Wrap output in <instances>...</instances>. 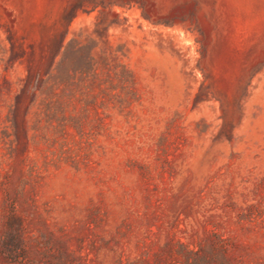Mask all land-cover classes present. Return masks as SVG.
Returning <instances> with one entry per match:
<instances>
[{
    "label": "rangeland",
    "instance_id": "rangeland-1",
    "mask_svg": "<svg viewBox=\"0 0 264 264\" xmlns=\"http://www.w3.org/2000/svg\"><path fill=\"white\" fill-rule=\"evenodd\" d=\"M0 264H264V0H0Z\"/></svg>",
    "mask_w": 264,
    "mask_h": 264
}]
</instances>
